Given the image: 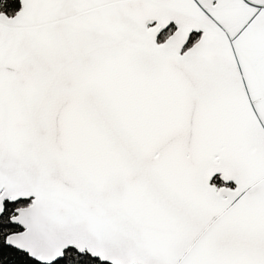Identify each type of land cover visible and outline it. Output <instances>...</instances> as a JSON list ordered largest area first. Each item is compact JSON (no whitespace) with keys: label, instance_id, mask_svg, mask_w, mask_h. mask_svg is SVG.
Wrapping results in <instances>:
<instances>
[{"label":"snow or ice","instance_id":"1","mask_svg":"<svg viewBox=\"0 0 264 264\" xmlns=\"http://www.w3.org/2000/svg\"><path fill=\"white\" fill-rule=\"evenodd\" d=\"M0 264H264V0H0Z\"/></svg>","mask_w":264,"mask_h":264}]
</instances>
